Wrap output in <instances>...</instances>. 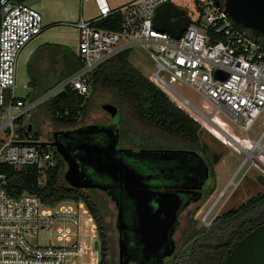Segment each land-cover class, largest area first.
<instances>
[{
	"label": "built area",
	"instance_id": "2783aa9c",
	"mask_svg": "<svg viewBox=\"0 0 264 264\" xmlns=\"http://www.w3.org/2000/svg\"><path fill=\"white\" fill-rule=\"evenodd\" d=\"M88 1L93 2L99 15L91 19L80 17L72 24L77 30L76 55L82 66L39 99L26 101L14 94L17 60L24 46L43 31L42 15L25 2L1 0L0 164L14 168L33 165L39 172V183L43 184L45 172L55 165L54 155L42 149L30 134L19 131L16 121L43 99L61 91L88 96L90 75L119 52L136 45L149 50L155 58L152 81L157 87L180 98L204 124L213 125L211 114L225 113L250 144L249 149L241 145L239 149L264 154V128L256 140L248 136L257 117L264 113V45L258 35L233 23L225 12L224 0H218V4L216 0H187L191 3L190 12L171 0H131L114 11L122 17L118 30L98 26L101 19L114 13L106 0H80V4ZM164 2L186 11L188 23L179 37L153 27L155 9ZM161 73L199 93L210 115L189 103ZM169 99L183 110L174 98ZM256 142L259 145L253 149ZM46 231L55 237L56 243L37 244L38 234ZM0 264H101L94 218L83 201L64 200L47 205L29 193L12 197L0 185Z\"/></svg>",
	"mask_w": 264,
	"mask_h": 264
},
{
	"label": "water",
	"instance_id": "95a60500",
	"mask_svg": "<svg viewBox=\"0 0 264 264\" xmlns=\"http://www.w3.org/2000/svg\"><path fill=\"white\" fill-rule=\"evenodd\" d=\"M224 6L235 25L264 35V0H224ZM152 22L155 29L179 37L188 16L184 9L164 2L155 9ZM65 95L61 91L52 99ZM100 107L109 115L108 124L55 130L51 142L36 143L53 146L65 161L66 183L103 190L115 202L118 264H163V258L175 250L172 236L180 213L198 197L188 189L196 183L206 187L208 169L194 152L121 147L118 108L111 102ZM223 264H264V223L239 239Z\"/></svg>",
	"mask_w": 264,
	"mask_h": 264
},
{
	"label": "trees",
	"instance_id": "16d2710c",
	"mask_svg": "<svg viewBox=\"0 0 264 264\" xmlns=\"http://www.w3.org/2000/svg\"><path fill=\"white\" fill-rule=\"evenodd\" d=\"M121 22V14L114 12L101 19L98 26L118 30ZM258 36L264 45V35ZM129 52L130 49H125L110 58L90 75L88 81L89 94L97 90H107L113 94L112 103L118 108L120 116L119 141L123 139L136 146L135 148L152 141L156 143V148L153 149L159 147L203 153L200 137L202 127L199 122L178 108L159 87L135 68L129 61ZM66 64L65 77L82 66V62L75 57H68ZM89 103V96L82 97L67 90L66 95L58 101L52 98L49 100L46 112L53 125L63 129L75 128L79 120L87 116ZM17 129L38 141V133L28 131L27 125ZM141 138L147 141H140ZM39 145H43L41 147L46 151H52L55 159V165L45 172L44 183H39L40 175L33 165L14 168L1 163L0 175L4 178L0 179V185L12 197L29 193L47 205L64 200L83 201L94 218L99 237L105 239L101 247V264H112L107 257L110 251L109 238H106L108 225L103 212L98 209L96 199L92 201V196L86 191L68 185L63 178L65 161L52 147ZM202 160L209 177L213 179L212 161L205 157ZM256 182L262 188L256 195L238 207L222 212L207 227H197L196 217L214 190V187L208 185L203 200L190 210L184 240L168 264H223L237 241L254 227L264 223V177L258 175Z\"/></svg>",
	"mask_w": 264,
	"mask_h": 264
},
{
	"label": "rangeland",
	"instance_id": "374dc122",
	"mask_svg": "<svg viewBox=\"0 0 264 264\" xmlns=\"http://www.w3.org/2000/svg\"><path fill=\"white\" fill-rule=\"evenodd\" d=\"M177 6L188 9L190 12L191 3L187 0H171ZM25 3L33 6L37 9L42 15L43 23L50 24L52 26L48 27L50 30L47 32L48 39L52 42L58 43L61 42L63 45L70 48L75 52L77 48V31L72 23L77 21L81 16L83 19H91L97 15L99 12L96 10L92 1L85 2L82 6L80 0H25ZM195 13L192 11V15ZM81 15V16H80ZM129 61L130 63L137 68L143 75L149 79L152 83L153 73L156 70L155 63L156 60L153 57L152 53L149 50L142 48L141 46H133L129 52ZM29 69L23 64V59L21 56L18 59L17 63V88L14 91L15 96L22 97L26 101L39 99L44 93L41 87H45L47 83L53 82L55 80V74H47L49 79L44 78V73L41 72L40 75L42 78L37 82L33 87H29L27 90L22 89L24 84H27L31 79ZM165 81L175 89L182 97H184L189 103L195 106L205 115H210L209 110L204 108L202 104H205L206 101H203V98L197 93L193 88L173 80L169 75L165 73L160 74ZM35 88V89H33ZM165 95L170 98H174L176 103L180 104L183 107V111L190 113L199 122L202 127L201 130V141L203 143V153L199 155L207 160L212 161L214 177L209 179L208 185L214 187L212 194L209 196L205 205L202 207L198 213L197 227H207L211 221L222 212L236 208L241 203H244L251 196L256 195L262 188L256 182V177L261 175L264 177V171L262 170L259 163L253 161L252 157H248L247 153L239 149V147L232 141V139L244 147L245 149L250 148V144L246 142L243 132L231 121V119L225 115V113L219 111L213 113L209 116L210 120L220 128L224 133L228 135H223L222 132L217 130L218 128L213 125L204 124V120L196 115L188 106L183 105V102L180 98L175 97L169 90L161 89ZM30 92V95L28 96ZM36 93L37 95L41 94L39 97H31L32 94ZM90 98V103L88 107L87 116L82 117L79 120L80 125L85 124H108L110 121L109 115L101 109V104L104 102H113V94L107 90H97L96 92L88 95ZM51 98L43 99L38 105L30 111L28 115L22 116L19 121H16V127L26 126L31 124L32 132H37L39 137L38 141L47 143L51 139V134L55 130H61L63 128L53 125L50 121V118L46 112V107ZM264 128V113H261L250 130L248 131V136L251 140H256ZM208 129H212L219 136V139L215 137ZM230 137L232 139H230ZM146 142L147 140H141ZM148 144H144L140 148H156V143L148 141ZM163 144V143H162ZM120 145L123 148H135L129 142L125 140H120ZM43 146V145H40ZM49 146V145H45ZM164 147V146H163ZM158 149H168V148H159ZM252 155L257 157L262 164H264V154L259 153L257 150L252 152ZM216 159V162H214ZM243 160L245 162L243 163ZM243 163V165H241ZM241 166V167H240ZM67 165H65L66 170ZM64 170V171H65ZM233 179L232 183L224 189L230 179ZM223 194L218 198L216 204L210 210L209 214L206 212L210 209L211 204H213L218 197L221 190ZM88 195L92 196L90 199L95 201L99 206V211L104 214V219L108 225V238L112 239V244L110 251L107 254L108 259L112 264H118L117 257V241L115 233V213L110 202L97 192L86 191ZM199 202L190 204L184 211L180 213L179 223L177 225L176 231L173 234V239L177 243L176 249L182 244L184 240V232L188 226V217L190 210L198 205ZM39 245H46L50 243H56L55 237L52 236L49 232H41L38 234L35 241Z\"/></svg>",
	"mask_w": 264,
	"mask_h": 264
},
{
	"label": "crops",
	"instance_id": "0c3cea01",
	"mask_svg": "<svg viewBox=\"0 0 264 264\" xmlns=\"http://www.w3.org/2000/svg\"><path fill=\"white\" fill-rule=\"evenodd\" d=\"M106 1L108 3L109 9L112 12H114L116 9H118L119 7H121L122 5L126 4L131 0H106ZM43 24H44L43 31L36 38L31 40L24 46V48L20 52L19 57L21 56V58L23 59V64H25L26 67L29 69L30 71L29 73L31 75L30 81H28L27 84H24L22 86V89L24 90L25 89L27 90L29 87H33L34 85L37 84V82L42 78V76L40 75L41 72L44 73L43 77L47 79H49V76H47V74H51V73L55 74L54 76L56 78L53 82H49L46 84L45 87L43 86L39 88L43 90V93H45L46 90H48L50 87H52L61 79L65 78L67 59L68 57L77 58L76 55L77 48L74 52L70 48H67V46L63 45V43L61 42L55 43L50 41L48 39L47 32L50 30V28L48 29V27L52 25L47 23H43ZM77 40H78V35H77ZM16 82H17V67H16ZM29 95L30 92L28 96ZM40 95L41 94L37 95L36 93H34L31 95V97H39ZM28 125L30 126V131H31V124L30 123L27 124V127Z\"/></svg>",
	"mask_w": 264,
	"mask_h": 264
},
{
	"label": "flooded vegetation",
	"instance_id": "af4514ba",
	"mask_svg": "<svg viewBox=\"0 0 264 264\" xmlns=\"http://www.w3.org/2000/svg\"><path fill=\"white\" fill-rule=\"evenodd\" d=\"M78 127V126H77ZM52 141V138L50 139V141L49 142H51ZM50 146V145H49ZM50 147H52L53 149H54V147L53 146H50ZM55 150V149H54ZM68 185H70V184H68ZM196 187L194 188V189H192V188H190V189H188V190H194V191H196V193H195V195L197 194L198 195V197L196 198V199H194V200H192L190 203H188V205L185 207V209L190 205V204H192V203H196V202H201L202 200H203V198H204V195H205V192H206V190H207V187H208V184H207V186L206 187H204L203 188V186H202V184H199V183H196V184H194ZM71 186V185H70ZM74 188H76V187H74ZM78 189H82V190H84V191H94V192H97V193H101V194H103V196L110 202V204L112 205V207H113V210H114V213H115V222H114V226H115V233H116V241H117V253H118V250H119V232H118V230H117V224H116V219H117V213H118V209H117V207H116V204H115V202L109 197V196H107L106 195V193L103 191V190H99V189H93V188H78ZM98 209H100L99 208V206H98ZM184 209V210H185ZM183 210V211H184ZM180 216V215H179ZM177 228V227H176ZM176 231V230H175ZM173 237V236H172ZM106 238H108V233H107V235H106ZM99 240H100V244H101V247L104 245V240L105 239H103V238H100L99 237ZM111 244H112V239H109L108 240V245H109V247H111ZM176 247H177V243H176V246H175V250H176ZM175 250L171 253V254H169V255H166L164 258H163V264H168L170 261H171V259L173 258V256H174V252H175ZM117 257H118V254H117ZM129 264H134L133 262H129Z\"/></svg>",
	"mask_w": 264,
	"mask_h": 264
},
{
	"label": "bare ground",
	"instance_id": "6f19581e",
	"mask_svg": "<svg viewBox=\"0 0 264 264\" xmlns=\"http://www.w3.org/2000/svg\"><path fill=\"white\" fill-rule=\"evenodd\" d=\"M213 126L216 127V128H218L214 123H213ZM218 130H219L220 132L223 133V131H222L220 128H218ZM209 131H210L213 135H215V137H217V138L219 139V136L215 133L214 130L209 129ZM225 134H226V133H223V135H225ZM225 136H228V135L226 134ZM230 139H232V138L230 137ZM232 141H233L237 146H239V144L236 143L233 139H232ZM257 145H259L258 142H256V143L254 144V146H252L253 149L256 148ZM239 147H240V146H239ZM251 149H252V148H251ZM247 155H248V157H252V158L256 161V156L252 155V152H247ZM244 162H245V160H243V163H244ZM256 162H257V163H260V164H261V165H260L261 168H263L262 165H264V164H262L259 160L256 161ZM243 163H242L241 165H243ZM240 167H241V166H240ZM234 177H235V176H233V178L230 179V181L227 183V185L224 187V189L227 188V187L232 183ZM224 189L221 190V192L219 193V195H218V197L216 198L215 202H214L213 204H211V207H210V209L206 212V214H209L210 210H212V208H213L214 205L216 204L218 198L223 194Z\"/></svg>",
	"mask_w": 264,
	"mask_h": 264
}]
</instances>
